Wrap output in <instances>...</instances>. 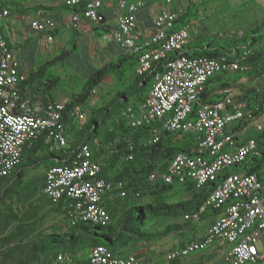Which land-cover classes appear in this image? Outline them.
<instances>
[{"label":"built area","instance_id":"obj_1","mask_svg":"<svg viewBox=\"0 0 264 264\" xmlns=\"http://www.w3.org/2000/svg\"><path fill=\"white\" fill-rule=\"evenodd\" d=\"M55 1L58 7L66 9L82 7V12L75 13L74 21L82 17L97 24L106 23L104 10L108 3L115 4L116 26L105 36L126 55L137 57L136 75L150 73L156 63H166V70L156 76L148 98L136 110L127 108L125 116L132 128L157 123L166 131L194 133L200 138L191 154L176 155L169 169L154 173L151 180L170 185L192 183L197 189L216 183L202 211L212 208L220 213L204 238L167 252L166 264L214 246L230 247L227 264H264V180L252 174H224L227 168L245 162L256 151L257 141L243 138L247 131L264 130V113L260 118L255 117L243 99L244 93L235 86L212 94L220 97L218 101L210 103L205 99L206 84L214 76L251 70L243 63L246 57H186L184 49L192 40L194 27L176 28L180 15L171 8L172 0H167L168 6L156 17L154 27L146 31L137 19L145 0ZM10 17L11 13L0 7V194L29 143L48 133L56 149L68 147L66 102L35 109L24 98L22 86L29 75L19 70L13 46L2 30L8 26ZM32 28L47 34V43L53 44L54 37L48 34L56 30V25L51 20H42L39 14ZM67 118L80 129L88 123L87 113L80 105L69 110ZM241 122L244 126L238 128ZM155 139L158 140V131ZM78 151L73 165L53 167L47 172L44 194L53 203L64 198L72 200L76 219L106 225L110 216L104 197L114 192L125 197L124 184L99 177L101 163L93 159L88 145L80 146ZM186 219L200 221L198 215ZM88 261L89 264H145L137 254L122 255L106 246L91 249ZM50 264H77V261L73 255L60 254Z\"/></svg>","mask_w":264,"mask_h":264},{"label":"trees","instance_id":"obj_2","mask_svg":"<svg viewBox=\"0 0 264 264\" xmlns=\"http://www.w3.org/2000/svg\"><path fill=\"white\" fill-rule=\"evenodd\" d=\"M16 1L0 0V7L3 10L7 9L11 14L24 12V3ZM190 8L183 21L181 19L178 21L176 28L185 25L184 21L189 16ZM81 9L82 7L67 10L80 13ZM195 49V52L191 53V48L187 46L184 49L185 56L218 59L233 55L238 59L246 57L243 63L249 65L251 70L248 73H238L239 79L246 75L248 78L257 77L264 71V22L236 42L209 44L204 42L202 37L197 38ZM68 55V51L62 53L59 59L31 73L23 84L24 98L33 108L39 107L30 100V94L35 93L30 89L34 88L33 83L39 84L42 76H46V87L50 84L52 89L63 92L60 90V79L53 76L49 70ZM137 64V57L124 55L120 57L119 62L110 63L92 75L80 94L66 96L67 111L64 117L68 147L56 149L55 142L48 139V133H44L24 148L21 162L16 166L14 174L6 179L5 190L0 194V199L6 197L12 199L23 194L32 197L40 191L43 199H40V205L26 211L20 217L7 215L9 221H19L20 225L16 231L0 239V246L17 243L32 236L36 233L38 225L44 224L49 218H57L59 224L55 227L58 232L56 234L35 235L19 251L16 264H34L40 253L46 250L54 252L56 246L65 249V252L90 251L98 246H106L117 253L128 255L136 253L139 244H152L174 233L185 238V231L198 230L193 220L186 219L187 217L198 215L199 222L203 223L220 213L212 208L202 211L217 186L216 183H209L197 189L192 183L170 185L161 180H151L154 173H165L176 155L191 154L197 148L200 138L193 133L166 131L157 123L139 128H132L129 125L125 116L127 108L133 107L136 110L148 98L156 76L166 70V63L160 62L155 64L150 73L137 76ZM219 75L214 76L206 84L207 102L219 100L217 95L212 94L232 85L227 73ZM108 78H113L116 86L122 85L125 90L117 94L108 93L109 99L104 95L98 97L95 92L101 91ZM243 99L248 102V109L254 111V114L260 116L264 113V95L260 99L258 92L249 90ZM95 100H98L97 103H93ZM40 102L43 108L48 107L50 103H59L52 97L46 98V95L40 98ZM76 105L88 106L92 115L91 123H87L81 129L67 118L68 111ZM37 114L40 115L42 112ZM155 131H158L157 141ZM253 138L258 142L257 150L245 162L227 168L224 171L226 176L252 174L264 180V131L254 133ZM82 145H88L93 159L101 163L99 175L101 179L124 184L125 197H120L115 192L104 197V204L110 216L106 225L76 219L77 215L71 207L72 200L64 198L58 203H53L44 194L47 172L53 167L73 165L79 156L78 148ZM39 169L46 170L41 179L33 174ZM1 213L3 215V212ZM165 220H170V224L163 230H157L155 224ZM195 240L198 239L181 242L179 247ZM28 250L31 253L26 254ZM57 256L54 255V261ZM179 261H175L174 264H179ZM77 264H89V261L84 263L77 261Z\"/></svg>","mask_w":264,"mask_h":264},{"label":"crops","instance_id":"obj_3","mask_svg":"<svg viewBox=\"0 0 264 264\" xmlns=\"http://www.w3.org/2000/svg\"><path fill=\"white\" fill-rule=\"evenodd\" d=\"M192 2V1H191ZM190 2V3H191ZM22 13H12L7 21V25L3 27L11 46L15 51V57L19 65V70L30 75L37 72L40 68L49 62H53L60 57V53L69 52L76 59L81 60L84 64L85 78L88 80L96 71L103 69L110 63L119 62L120 57L124 56L123 50L115 43L106 39V33L116 26L115 12L116 5L107 4L104 15L106 23L97 24L95 22L85 20L82 17L79 21H74L75 12L66 8L58 7L55 0H29L23 2ZM190 5L181 8V11H187ZM164 6L154 0L146 1L145 6L138 12L137 19L142 30L152 29L155 24L156 17L160 14ZM175 11H179L173 6ZM51 20L56 25V30L48 35L54 37L53 44L47 43L45 33H39L32 28V22L39 19ZM1 59V54H0ZM90 63V67L87 63ZM64 60L51 68L52 75L59 78L66 75ZM87 69V70H86ZM29 79V77H28ZM251 79H248L250 81ZM113 78L105 80L104 85L113 84ZM243 82V81H242ZM46 76H42L39 84L33 83L31 91H35L34 95L30 94L32 103L39 107L43 106L40 98L46 95V98L52 97L56 102L65 101V94L60 95L59 99L53 97L55 89L47 84ZM246 84V83H244ZM61 93L60 91H56ZM97 92L96 95L103 96ZM95 100L94 103H97ZM215 217L207 219L206 223H194L198 230L190 229L185 231L186 237H180L178 233L173 235L174 243L170 248L162 245V241L152 244H139L136 253L145 264H154L153 260L158 258L162 264H166L165 255L170 249L178 247L181 242H190L191 239H202L206 236L207 230L215 222ZM160 244L161 246H158ZM141 247V248H139ZM230 254L228 246H214L205 251L191 254L190 256L179 261V264H227L226 259Z\"/></svg>","mask_w":264,"mask_h":264},{"label":"rangeland","instance_id":"obj_4","mask_svg":"<svg viewBox=\"0 0 264 264\" xmlns=\"http://www.w3.org/2000/svg\"><path fill=\"white\" fill-rule=\"evenodd\" d=\"M8 1L10 2V0ZM146 1L149 0H145V2ZM154 1L163 6L167 3V0ZM191 1H194V5L190 8L189 16L184 21L187 25L192 24L197 26V28L194 27L192 31V40L188 43V47L191 48V53H194L196 50L195 40L197 38L202 37L204 42L209 44H223L225 41L236 42L240 40V34L245 38L250 30L256 29L264 22V0H172V6L179 10L180 19L182 21L184 11H181V8H184L188 4L190 5ZM16 2L22 3L24 1L17 0ZM70 55L69 57L65 56L63 58L64 62H66V68L68 69L67 74L61 76L60 90L63 91V94L55 91L53 94L55 99H59L61 94H65V96H71L74 93L80 94L88 81L85 75H83L85 69L82 61L76 59L74 55ZM86 63L87 66L90 67V63ZM49 72L52 74L51 70H49ZM227 76L232 80L231 84L233 87L237 83L243 81L242 83H246V87L252 88L258 92L260 99H262L264 95V71L254 78H248L246 75V77L239 79V74L232 72L227 73ZM248 79L251 80L248 81ZM124 90L125 87L122 85L117 87L116 82H113V84L103 85L99 93L109 99L107 96L108 93L117 94ZM99 104L100 100L98 102V105ZM82 107L87 113V122L90 124L92 120L90 110L88 106ZM45 171L44 169H39L33 174L35 177L41 179ZM40 199H43L41 191L37 192V194L32 197L23 194L20 197H14L12 199L9 197L0 199V239L16 231L17 227L20 225L19 221H9L7 215H18L20 217L26 211H31L33 207L40 205ZM1 212H3V215ZM58 224L59 221L57 218H49L44 224L38 225L36 233L32 236L26 237L17 243H6L0 246V264H16L15 261L20 254L19 251L33 239L35 235L56 234L58 232L55 227H57ZM168 224H170V220H165L161 223L157 222L155 225L157 230H163ZM174 234L158 242L160 243L162 241V245L170 248L174 243L172 239ZM158 246L161 245L158 244ZM56 248L54 252L46 250L40 253L37 260L34 261V264L52 263L54 261V255L56 254L73 255L77 261L84 263L88 260L90 252L89 250H81L78 252L68 250V252H65L66 250H63L59 246H56ZM169 251H173V249ZM29 253H31V251L28 250L26 254ZM153 262L154 264H162L158 258L154 259Z\"/></svg>","mask_w":264,"mask_h":264},{"label":"clouds","instance_id":"obj_5","mask_svg":"<svg viewBox=\"0 0 264 264\" xmlns=\"http://www.w3.org/2000/svg\"><path fill=\"white\" fill-rule=\"evenodd\" d=\"M145 4H146V2H145ZM192 5H194V1H192L191 3H190V6L188 7V9H187V11H184V16L188 13V11H189V8L192 6ZM166 6H168L167 5V3L164 5V8H166ZM171 8L173 9V6H172V4H171ZM174 10V9H173ZM177 12V11H176ZM178 13H179V11H178ZM179 20H180V17H179ZM178 23V22H177ZM185 25H187V24H185ZM185 25H183V26H185ZM189 25H192V24H189ZM183 26H180V27H178L177 29H179V28H181V27H183ZM193 27H195V28H197V26H194L193 25ZM194 30V29H193ZM192 35V34H191ZM193 36V35H192ZM241 37H243V35H241L240 34V38ZM188 46V45H187ZM186 46V47H187ZM125 54V53H124ZM126 55V54H125ZM227 57H229L230 59L231 58H233V59H238V58H236L234 55L232 56V57H230V56H227ZM245 64V63H244ZM247 65V64H246ZM251 68V67H250ZM237 73H248V72H237ZM230 87H232V85L230 86ZM235 87H237L238 89H240V90H242V92L244 93V97H245V95L247 94V92H249V90H254V89H252V88H248V87H246V84H244V83H242V81L241 82H239V83H237L236 85H235ZM226 88V87H225ZM243 97V98H244ZM220 98V97H219ZM218 101V100H217ZM254 112V111H253ZM263 114V113H262ZM262 114L260 115V116H257L256 114H255V117H258V118H260L261 116H262ZM241 126L243 127L244 126V124H243V122H241ZM239 128H242V127H240V126H238ZM264 131V130H263ZM260 132H262V131H260ZM260 132H256V131H247V134L244 136V138L243 139H249V138H252V139H255V138H253V135H254V133H260ZM194 134V133H193ZM195 135V134H194ZM197 136V135H196ZM256 140V139H255ZM257 141V140H256ZM258 143V142H257ZM258 148V147H257ZM257 150V149H256ZM218 216V215H217ZM217 216L215 217V218H217ZM194 222V221H193ZM199 222V221H198ZM198 222H194V223H198ZM175 248H180L179 246L178 247H175ZM175 248H173V250L175 249ZM230 248V247H229ZM230 252H231V250H230ZM230 255V254H229ZM229 257V256H228ZM227 260V259H226ZM227 262V261H226Z\"/></svg>","mask_w":264,"mask_h":264}]
</instances>
